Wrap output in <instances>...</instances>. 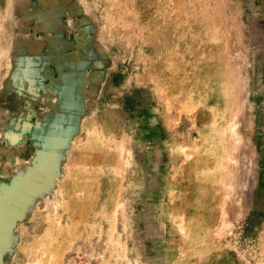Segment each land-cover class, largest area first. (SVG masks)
I'll return each mask as SVG.
<instances>
[{
	"label": "rangeland",
	"instance_id": "rangeland-1",
	"mask_svg": "<svg viewBox=\"0 0 264 264\" xmlns=\"http://www.w3.org/2000/svg\"><path fill=\"white\" fill-rule=\"evenodd\" d=\"M0 264H264V0H0Z\"/></svg>",
	"mask_w": 264,
	"mask_h": 264
}]
</instances>
